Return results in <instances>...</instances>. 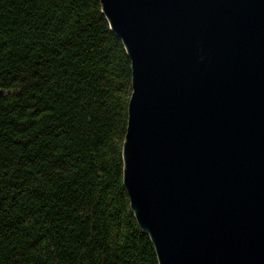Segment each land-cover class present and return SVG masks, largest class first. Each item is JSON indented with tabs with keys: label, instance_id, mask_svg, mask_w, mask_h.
<instances>
[{
	"label": "water",
	"instance_id": "obj_1",
	"mask_svg": "<svg viewBox=\"0 0 264 264\" xmlns=\"http://www.w3.org/2000/svg\"><path fill=\"white\" fill-rule=\"evenodd\" d=\"M132 63L123 181L160 264H264V0H101Z\"/></svg>",
	"mask_w": 264,
	"mask_h": 264
},
{
	"label": "trees",
	"instance_id": "obj_2",
	"mask_svg": "<svg viewBox=\"0 0 264 264\" xmlns=\"http://www.w3.org/2000/svg\"><path fill=\"white\" fill-rule=\"evenodd\" d=\"M0 264H160L123 181L132 63L101 0H0Z\"/></svg>",
	"mask_w": 264,
	"mask_h": 264
},
{
	"label": "rangeland",
	"instance_id": "obj_3",
	"mask_svg": "<svg viewBox=\"0 0 264 264\" xmlns=\"http://www.w3.org/2000/svg\"><path fill=\"white\" fill-rule=\"evenodd\" d=\"M12 89H9V88H2V87H0V92L1 93H7V92H9V91H11Z\"/></svg>",
	"mask_w": 264,
	"mask_h": 264
}]
</instances>
